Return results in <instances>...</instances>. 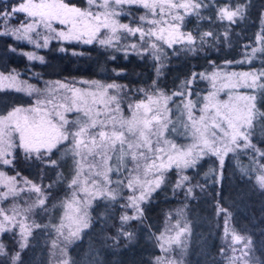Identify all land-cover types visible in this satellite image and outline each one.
I'll list each match as a JSON object with an SVG mask.
<instances>
[{"label":"snow or ice","instance_id":"6c2138e0","mask_svg":"<svg viewBox=\"0 0 264 264\" xmlns=\"http://www.w3.org/2000/svg\"><path fill=\"white\" fill-rule=\"evenodd\" d=\"M86 4V7L81 6L73 0H16L10 10L7 7L0 9V37L25 41L36 49L48 47L49 41L53 39L87 45L98 42L116 51L123 50L126 55L129 49L139 55L150 53L159 61L164 44L169 48L176 44H186L193 46L188 51L195 50L196 37L191 32H182L176 21L184 19L180 14L181 9L185 14L199 15V10L207 7L203 0H86ZM125 6H139L146 10L145 15L140 17L141 23L136 27L119 23L117 17L124 14ZM215 7L216 18L229 24L235 23L244 14L243 5L233 7L231 0ZM21 16L23 19H20ZM13 20H19L18 25H13ZM121 33L132 37L139 34L140 43L122 44L121 41L127 37ZM224 36L227 40V29ZM209 37L215 38L216 34L212 31L204 32L199 38L200 42L205 43ZM256 42L261 47H253L251 55L247 52L244 54L249 62L257 52H264V18ZM9 48L10 51H16L11 45ZM21 54L29 61L43 62V57L34 51ZM200 76L211 81L214 91L203 97V106L197 117V105L190 98V85L194 83L195 74L193 80L186 81L182 86L189 88L187 102L183 105L187 112L183 134L191 142L181 145L168 138L170 125L171 131L176 129L166 113L173 97L185 96L182 90L167 95L155 88L154 81L151 89L138 90L143 93V98L134 104L130 103L128 110L131 115L125 116L119 95L124 86L80 81L81 85L88 87H76V82H56L57 86L46 85L45 90H41L20 81L15 70L8 75L0 73V89L15 88L29 95L36 94L32 106L16 107L6 115H0V165H11L17 149L23 150L28 158L35 154L37 159H42L45 152L52 153L58 145L70 142L74 158L79 157L76 160L75 176L69 185L73 191L64 204L65 217L78 226L76 231H70L71 236H76L80 227H88L87 209L92 199L97 196H107L112 200L117 198L119 192L108 187L113 183V174L118 177V187H126L132 193L127 198L128 203L122 206L132 208L137 213L131 217L123 215L121 220L124 222L142 215L140 202L160 186L165 171L173 167L178 171L195 167L199 159L208 155L216 156L223 167L224 157L230 152L243 150L254 153L251 159L255 167L251 172L256 173L255 182L264 189V150L252 143L255 97L229 95L228 100H218L217 93L221 90L216 84L218 73L214 72L211 77L203 73ZM226 80L223 87L236 88L242 85L252 89L264 88V70L233 72L227 75ZM67 113H75V119L69 120ZM113 160L115 163H112ZM241 171L245 175L249 174L247 169L242 168ZM100 177L102 180L98 179ZM188 179L186 175H181L176 187H181ZM0 182L7 189L0 192V200L18 194L15 176L7 177L0 171ZM24 183L27 185L31 182L25 180ZM31 190L38 194V204L44 205L42 189L32 184ZM137 190L139 195H136ZM28 211L30 208L13 206L6 209L0 206V233L14 231L18 226L21 230V250L26 246L29 226L18 217H25ZM184 230L180 229L172 239L178 241ZM225 232H228L227 219ZM157 239L163 240V234ZM232 239L237 243L243 237L233 235ZM160 247L167 252L163 244ZM0 256L8 257L2 243ZM9 260L10 264H18L20 252L12 254ZM157 264L174 262L158 257Z\"/></svg>","mask_w":264,"mask_h":264},{"label":"trees","instance_id":"16d2710c","mask_svg":"<svg viewBox=\"0 0 264 264\" xmlns=\"http://www.w3.org/2000/svg\"><path fill=\"white\" fill-rule=\"evenodd\" d=\"M15 2L16 0L0 1V9L8 8ZM73 2L81 6L85 4L84 0ZM263 9L264 0H248L242 20L234 25L229 24L224 29L223 24L214 18L213 11L205 9V19L192 32L198 42L197 50L194 53L180 51L175 55H170L169 50H165L161 53L163 60L160 62L131 54L115 55L113 58L95 46L81 48L84 56L74 57L69 53H59L51 46L43 52V62L30 64L16 52L18 46L10 37H0V72L15 70L22 78L28 77L30 82L37 79H73L115 83L124 86L122 94L125 100L130 99V94L134 100L142 99L143 93L138 90L151 89L155 81V88L167 95L180 90L185 93L184 97H173L168 104L170 121H184L183 104L187 102L189 91V88L182 87L184 83L193 80L195 74L194 83L190 85V98L198 108L208 91L207 83L200 74H208L225 62H235L250 44L257 43V33L261 31L259 17ZM226 29L227 40L224 36ZM208 31L214 32L216 37L206 38V42L201 43L200 36ZM10 45L16 49L15 52L10 51ZM257 45L258 48L261 47ZM257 53L256 60L238 67L264 69V52ZM0 102H4L0 105V114H4L17 105L29 104L30 99L12 91H0ZM257 109L252 143L264 150V89L257 96ZM168 138L173 139L169 133ZM177 143L181 144V141ZM253 154L246 151L231 153L221 168L214 156L203 157L195 167L183 171L182 175L189 179L179 188L176 187L181 176L178 170L168 171L163 183L141 205L142 215L124 225L121 221L124 208L120 204H125L127 193L124 188L116 185L118 177L113 174V183L109 188L116 189L119 195L115 200L107 196L94 200L91 226L80 240L67 248V264H86L87 260L93 259H96V264H153L159 254L157 235L164 223L172 217L174 211L179 208L192 209L195 203L199 204L201 215L210 222L215 220L218 207H226L231 212L235 225L240 227L239 230L250 234L258 243L264 234V222L261 220L264 217V206L261 209H253L254 206L249 208V197L264 198V191L255 187V173L251 172L255 167L251 159ZM75 166L76 157L74 158L70 144L65 142L53 149L52 153H44L42 159H37L35 154L28 158L17 149L13 163L4 169L7 176L17 178V188L35 184L42 189V198L45 199L44 205L37 203L25 214L31 232L27 245L22 250H17L20 252L18 264H50L54 229L62 215L61 203L70 190ZM242 168L247 169L249 174L245 175ZM25 180L31 183L26 185ZM189 188L192 189L191 192L188 191ZM37 195L35 192L34 197ZM210 228L208 240L211 239L212 249L205 250L209 253L208 256L215 251L217 243L214 235L210 237L211 230L213 231L211 226ZM0 239L8 253V257L0 256V264H10L9 257L17 252L12 235L4 233Z\"/></svg>","mask_w":264,"mask_h":264},{"label":"rangeland","instance_id":"374dc122","mask_svg":"<svg viewBox=\"0 0 264 264\" xmlns=\"http://www.w3.org/2000/svg\"><path fill=\"white\" fill-rule=\"evenodd\" d=\"M0 1L5 2V0H0ZM84 1H85L84 6L86 7L87 6L86 0H84ZM203 2L207 5V7L201 8L199 10V15H196L194 13L185 14L184 10H182V9L180 10V14L184 16V19L182 21H176V23H178L180 25V29L182 32H184V33L191 32L192 33L194 31L193 30L194 27H197V28L200 27L199 23H201V21H203L205 19L204 10L205 9L208 10L209 8H210L211 12L213 11V15H214V18L216 19V21L223 24V29L229 25V22H227V21L221 22L216 18V7H215L217 4H223V3L227 2V0H203ZM247 3H248V0H231V4L233 7H235L237 4L243 5L244 12H245V9L247 8ZM11 7L12 6H9L8 9L10 10ZM145 12H146V10L143 9L142 7H139V6H131V7L125 6L124 14L117 17V19H118L119 23L131 24L132 27H136L138 24L141 23L140 17L142 15H145ZM243 16H244V14H243ZM243 16L238 17L236 19V22L232 23L230 25H234L238 21H241ZM149 18H151L150 14H149ZM262 18H264V9L261 11V14L259 17V26L260 27H261V23H262ZM20 19H23V17L21 16ZM13 21H14V22H12L13 25H18L19 20H13ZM121 34L123 36L127 37L125 40L121 41V43L124 45H129L131 43H137V44L140 43L139 34H137L135 37H132V36L128 35L127 33H121ZM11 39L18 46V49L16 52L20 55H22L21 53L25 52V51H28V52L34 51L37 55L43 56V52L45 50L49 49L51 46H54L59 53H69V54L73 55L74 57L84 56L83 52L80 51L81 48L93 47V46H95V48H98L100 50L107 52L109 54V56H112V57L115 55H124V56L126 55L123 50L116 51L115 48H109V47L101 46L98 42H94L91 45H87V44H83V43L77 42V41L68 42V41H61V40L53 39V40L49 41L48 47H46V48L42 47V48L36 49L34 47V45H30L25 41H16V40H14V38H11ZM41 43H43L42 40H41ZM189 47H193V46H189L186 44H176V45H173V47L169 48L166 44H164V45H162V49H163L162 52H164L165 50H167V51L169 50L168 52H170V55H175L177 52H180V51L181 52L184 51V52L194 53V51H196L198 48L197 39H196V43L194 45L195 50L194 51H188ZM253 47L258 48L257 43L255 45H254V43L250 44V46L247 48V50L244 51L243 55L238 60H236L235 62H232L230 64L225 62L221 66L214 68L211 72H209L208 74H205V75L211 77L214 72L218 73V77L216 79V84H217V88L221 89L217 93V99L218 100H221V101L228 100L229 95H232V96H237V95L254 96L255 100L253 101V103L255 104V113L257 115L258 114L257 96L261 92V90H263L264 88L252 89V88L243 87L242 85L238 86L236 88L223 87V84L227 83L226 77L230 73H233V72H235V73L254 72V71L258 72L260 70H264L262 68L238 67L239 65L246 66V65L250 64L251 62H253V60L257 59L258 53L255 54L254 58L250 62L245 59V55H244L245 52H247L249 55H251ZM61 49H64V50L62 51ZM161 53L159 54L160 55L159 61H157L150 53H146V54H143L140 56H141V58L147 57V58H150L151 60H156L157 62H160L161 60H163V57H161ZM129 54L139 55L136 52L131 51L130 49H129L127 55H129ZM22 56H24V55H22ZM24 57L27 59L26 56H24ZM241 60H244V62L243 63H237V61H241ZM28 62L30 64L41 63L40 60H34V61L28 60ZM236 65H237V67H235ZM12 72L13 71H10V72L4 73V74L8 75ZM0 73H3V72H0ZM17 74H18V79L20 81L25 82L26 85L27 84L33 85V86H35L41 90H45L46 85L57 86L56 82H61V83L76 82L75 83L76 87H88L87 85H81L79 83L80 81H87V80L67 79V80H61V81H46V80L37 79V81H35V82H30L28 80V77L22 78L21 74H19V73H17ZM205 81L207 83L208 91L206 94H204V96L207 95L209 92L214 91L211 81L209 79H205ZM99 83L105 84V85L108 84V83H103V82H99ZM0 91H12L15 93L22 94V95H24L30 99L29 104L17 105L14 108H16V107L28 108V107L33 105V103L36 99L35 93H33L32 95H29L27 92L17 91L15 88H4V89H0ZM120 94L119 95H120V98L122 100L121 106L123 109V114L125 116H130L131 113L128 110V105L130 103L134 104L138 100L132 99L131 94L129 95L130 99L125 100L123 98L124 96H123L122 92ZM3 104H4V102H0V105H3ZM202 106H203V98H202L201 104L195 110V114L197 115V117L200 114L199 109ZM14 108H12V109L8 110L7 112H5L4 114H0V115H6L9 111L13 110ZM183 110H184V121H183V119H181L179 121H176V120L173 121L172 125L175 126L176 131H171V127H170L168 133L173 138L171 140H174L175 142L181 141V145H187L191 141L186 139L184 134H183L184 133V124L187 122V112L184 109V106H183ZM66 115L69 118V120H74L76 117L75 113H67ZM166 115L168 116V112L166 113ZM256 115H255V117H256ZM168 133H167V135H168ZM68 143L70 144L71 149H73V145L70 142H68ZM21 151L23 152V150H21ZM240 151H243V150H240ZM231 153H235V152L228 153L224 157V161H225L226 157ZM214 158L218 162V167L221 168V164H220L219 159L216 156H214ZM77 159H79V157H76V160ZM199 160L197 162H199ZM112 163H115V160H113ZM10 166L11 165H7V166L0 165V171L5 173L4 169L6 167H10ZM172 169H176V168L173 167ZM172 169H170V170H172ZM170 170L165 171L164 176ZM185 170H187V169H183L182 171H178V174L182 175L183 171H185ZM75 173H76V166H75V171L73 173L72 179L74 178ZM255 175H256V173H255ZM255 175H254V183H255L256 189L260 190V191L261 190L264 191V189H261L259 187V185L256 184ZM5 176H7L6 173H5ZM7 177H9V176H7ZM72 179L70 181H72ZM98 179L102 180V177H100ZM162 183H163V181H162ZM18 187H19V188H17L18 194L14 197L9 196L6 200H0V206L4 207L6 209H9L13 206H17L21 209H26V208L31 209L34 205H36L38 203L37 197H34L35 191H32L30 186H18ZM108 187H109V185H108ZM20 189H23V191H20ZM156 189L157 188H155L153 191H151L147 195L146 199L140 202V207ZM124 190H126V193H127V195L125 196V199H124L125 204H127L128 203L127 198H128V196L132 195V193L126 187H124ZM4 191H7V189H5L3 187V182H0V192H4ZM72 191H73V189L70 188L67 196L64 198V200L61 203L62 215L58 219L57 224H56L55 229H54L55 235H54L53 241L51 242V247H50V264H67V262H68L67 248H69V246L72 245L73 243H75L76 241L80 240L81 237L83 236V233L90 228V226H91V210H92L94 203H95L94 200L100 199L102 197V196H97L94 199H92L91 205L87 209L88 227H86V228L80 227L77 235L71 236L70 231H76L78 226L75 223H71L65 217L64 204H65L66 200L71 197ZM139 194H140V192H139V190H137L136 195H139ZM249 200H250L249 201V208H253V206H254L253 209H261L264 206V198H262V196H258L255 198L249 197ZM125 204L121 202L120 206L123 207L122 205H125ZM202 207L205 208L206 206L202 203ZM123 208H124V210L122 212L121 217L125 214H127L130 217L137 215V213L134 209L125 208V207H123ZM220 209H224V211H220ZM9 214H11V213H9ZM0 219H2V217H0ZM18 219H24V223L29 226V234L27 235V241H26V245H27L28 239L30 237L29 235L31 232L30 231L31 230L30 224H29L28 220L26 219V216L25 217H18ZM226 219H227V228H228L227 234L225 232V220ZM130 220H132V219H129L126 222H124L122 220L121 221L124 225V224H127ZM261 220L264 222V217H262ZM212 221L210 222V221L206 220L205 216L201 215V209H200V206L198 203H195L192 206V209H190V208L189 209L179 208L178 210L174 211V213L172 214V217L170 219H168L167 222L164 223L162 229L160 230L159 234L157 235V238H158L161 236V234H163V240L157 239L158 249H159V254H158L157 258L158 257H164L168 261H173L174 264H264V234H263V237L257 243V241L250 234H246V233H243L242 231H240L239 230L240 227H237L235 225V223L232 220V214L229 211V209H226V207H218L216 209V212H215V220H212ZM62 225H63V227H61ZM210 226L213 229V231L211 230V234H210L211 236L210 237H212L214 235L216 237L217 243H216L215 251L213 253H210V256H208L209 253L205 250L206 249H208V250L212 249L211 239L208 240V237H209L208 231L211 229ZM182 228L185 230L180 234L178 241L175 239H172V238L176 237L177 233ZM58 229H59V231H58ZM20 231H21L20 228L17 226V227H15L14 231L4 232V233H8V234L12 235V239H13L14 244L16 246V251L18 249H20V247H19V244L21 242ZM4 233H0V238ZM233 235L243 237V239L240 242L234 243L233 239H232ZM0 243H2L5 246V244L1 241V239H0ZM54 244H55V246H54ZM161 244L164 245V248L167 249V252H165L161 249V247H160ZM222 249L224 250L223 252L221 251ZM233 249H235L234 252H233ZM5 250H6V248H5ZM232 257H236L237 259H235V260L230 259ZM157 258L155 259V261H153V264H157ZM209 258H210V260L208 261ZM86 264H96V259L87 260Z\"/></svg>","mask_w":264,"mask_h":264}]
</instances>
